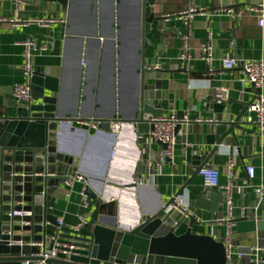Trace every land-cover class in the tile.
<instances>
[{
	"label": "crops",
	"instance_id": "crops-1",
	"mask_svg": "<svg viewBox=\"0 0 264 264\" xmlns=\"http://www.w3.org/2000/svg\"><path fill=\"white\" fill-rule=\"evenodd\" d=\"M158 3L160 16L182 12L191 5L207 8V14H198L190 22L178 17L163 18L164 40L157 38L156 45L147 51L145 57L147 67L152 68L158 59V64L165 70L160 79L164 114L178 116L180 112L190 119L181 128L173 162H161L157 174H137L143 185L129 188L126 184L132 181L138 154L130 126L120 125L118 130L112 129L113 134H118L114 143L111 134L91 135L67 127L60 138V146L77 158L78 173L87 180V187L102 190L111 197L115 204L111 208L112 214L124 225H134L138 217L144 218L166 206L192 179L195 169L184 155L183 139L207 156L205 165L220 170L222 185L229 180L227 164L233 160L237 218L232 224V242L234 255H240L243 248H257L258 222L254 216L264 213V201L259 203L262 196L258 192V188L264 187V131L248 121V111L243 122L245 129L252 131L237 129L239 142L229 134L213 151L214 145L208 142V135L213 133L216 122L236 119L243 109L241 101L252 98L248 90L251 84L241 82V62L264 58V27L259 26L257 16L248 9L264 4V0H160ZM229 8L243 13L236 17L227 12ZM46 15L62 18L65 20L63 24H70L67 40H57L55 44L43 40L33 59L35 67H41L47 74L58 78L60 110L64 114H80L83 120L109 119L116 112L123 120H130L141 90L139 70L144 40L141 0H72L66 12L59 3L47 0H29L21 5L15 0H0V17L27 19ZM51 27L34 23L10 27L0 23L1 117L15 115L13 87L26 81L22 72L24 42L29 38L37 42V36H47ZM184 36H189L187 61L180 60L184 53ZM207 42L214 52L212 70L202 58L201 47ZM44 44H47V50L41 48ZM226 56L236 57L239 64L233 69L223 68L222 59ZM185 64L187 69L184 71ZM146 82L155 83L151 79ZM220 88L228 89L230 97L223 110L216 111L213 106L219 102L216 93ZM82 96H85L84 101ZM196 118L215 121L199 123ZM137 143L144 152L142 163L151 168L150 162L156 158L154 153L162 150L161 144L150 134L140 137ZM247 165L255 167V176L250 183L256 186L248 199ZM83 189L84 183L76 181L73 186L63 184L54 192L51 198L53 210L62 225L75 228L80 214L90 216L92 209L83 206ZM205 189L208 188L198 174L176 202L192 212L199 192ZM247 200L253 212L247 217H239ZM225 212L224 202L219 203L216 210L200 212L198 219L201 223L196 224L194 230L224 241L227 224L217 219ZM164 215L170 224L184 217L183 212L171 208V205ZM186 227L184 224L177 233H183Z\"/></svg>",
	"mask_w": 264,
	"mask_h": 264
},
{
	"label": "water",
	"instance_id": "water-1",
	"mask_svg": "<svg viewBox=\"0 0 264 264\" xmlns=\"http://www.w3.org/2000/svg\"><path fill=\"white\" fill-rule=\"evenodd\" d=\"M47 1L59 3L64 12L72 3V0ZM159 1L141 0L144 39L139 70L141 90L130 120H123L116 112L109 119H93L96 127H92L84 123L91 119L83 120L80 114H64L59 104V80L41 67H35L31 81L34 102L19 103L14 98L15 115L0 118V264H35L38 261L44 264H264V213L254 216L258 222L257 248H243L239 251L240 255H234L232 259H228L223 241L194 230V226L201 223L198 219L200 212L216 210L217 205L224 202V194L218 189L199 192L194 211H185L184 217L175 224L168 222L164 215L167 207L176 203V198L186 191L207 161V156L184 139V155L195 169L192 179L166 206L144 218L138 217L136 224L121 223L112 214L111 208L115 204L111 197L102 190L94 191L90 187L87 194L92 210L83 227L76 229L60 225L54 214V202L51 200L54 192L65 184L68 177L78 172L77 158L60 146V138L67 127L91 135L111 134L114 143L118 134L112 133L111 125L120 123L130 126L138 154L132 181L126 184L129 188L143 185L137 174L154 175L161 162H173L166 156L167 144L158 141L162 150L154 153L156 158L151 160L150 168L142 163L144 152L137 143L140 137L154 129L153 118L164 114L160 79L165 70H154L145 62L147 51L156 45V39L164 40L163 17L157 12ZM69 27V23L51 27L47 36H37V44L40 45L43 40L52 44L57 40H67ZM156 63H159L158 59ZM186 69L185 64L183 70ZM150 79L155 83L148 84L146 81ZM248 90L252 98L241 101L243 109L236 119L214 124L213 133L208 135V142L214 145L213 151L224 143L229 134L239 142L237 129L252 131L245 129L243 119L264 89L251 84ZM84 99L85 96H82L81 100ZM214 105L216 111H221L225 103ZM181 116L179 112L178 117ZM181 128L180 124L177 132ZM254 190L256 186L250 183L247 199ZM245 206H251L249 200ZM184 224H187L186 230L178 234L177 230Z\"/></svg>",
	"mask_w": 264,
	"mask_h": 264
},
{
	"label": "built area",
	"instance_id": "built-area-1",
	"mask_svg": "<svg viewBox=\"0 0 264 264\" xmlns=\"http://www.w3.org/2000/svg\"><path fill=\"white\" fill-rule=\"evenodd\" d=\"M29 0H15L17 5H21L27 3ZM249 10L254 12V14L258 18V24L260 27H264V4L259 6L249 7ZM227 12L230 14H234L236 17L242 15L243 12L237 11L234 8L227 9ZM198 14H207V8L203 6H194L191 5L187 10H184L175 14H164L162 17L165 20H170L173 17H178L185 22H190L196 15ZM64 19L57 18L53 16H42L39 18H27L23 19L21 17L15 18H6L0 17V23L7 24L10 27H15L18 25H26V24H37L44 27H51L58 24H63ZM189 36L183 37V51L184 53L180 56V60L187 61L188 60V51H189ZM24 63L22 65V72L26 79L23 83L15 84L13 87V96L19 102H24L27 104H31L34 102L32 95V87L31 81L35 72V66L33 63L35 52L38 50V44L35 40L29 38L24 42ZM43 50H47V44L41 46ZM202 58L206 61L209 66V70H212L210 67L214 62V52L210 43H205L201 47ZM239 59L233 56H226L222 59V66L225 69H233L239 64ZM243 66V77L241 78V82L243 84L250 83L254 84L256 87L264 89V58L260 59H252V60H242ZM163 66L161 64H155L152 69L161 70ZM230 97L229 90L226 88H220L216 93V99L219 102L226 103ZM250 116L248 117V121L255 126H257L261 131H264V91L261 95H259L256 100L249 107ZM1 118V116H0ZM196 122L204 123V122H214L213 119H203L196 118ZM233 121V120H232ZM190 119L187 116H181L179 118L175 113L162 114L158 117L153 118L154 129L150 132V135L153 139L162 141L167 144L166 156L174 160L175 156V148L178 143V136L182 133L180 129L177 132V127L181 124H188ZM85 124L89 126L96 127L93 119L91 121H85ZM120 123H113L111 125L112 129L118 130L120 128ZM246 171L248 175V180L245 182L247 186H249L250 181L255 176V167L252 165L246 166ZM200 176L203 179L204 185L208 189H218L221 190L224 194V205L226 207L225 214H221L218 217L219 222H225L227 224V235L224 239V244L227 249L228 259H232L234 256V248L232 242V224L236 220L237 216H235V203H234V190L236 187V183L234 180V161L229 160L227 164V174H228V182L225 185L220 183L221 172L217 167L205 165L200 171ZM76 181H82L84 183V189L82 191V202L85 208H90L88 194H87V180L79 174L78 172L75 175H72L67 178L65 184L67 186H73ZM258 192L261 194V201L259 203L262 204L264 201V189L263 187L258 188ZM260 204L256 207L258 208ZM171 208L180 210L185 213L187 209H185L180 202H176L171 205ZM253 210L250 208L243 207L242 213L239 217L248 216ZM19 214V213H16ZM79 223L75 227L79 229L83 227L89 219L88 213H83L79 215ZM58 223L62 225L61 221L58 219ZM23 264H29L28 262H24ZM35 264H43V262L38 261Z\"/></svg>",
	"mask_w": 264,
	"mask_h": 264
},
{
	"label": "rangeland",
	"instance_id": "rangeland-1",
	"mask_svg": "<svg viewBox=\"0 0 264 264\" xmlns=\"http://www.w3.org/2000/svg\"><path fill=\"white\" fill-rule=\"evenodd\" d=\"M92 144H94L93 142H92ZM92 146V145H91Z\"/></svg>",
	"mask_w": 264,
	"mask_h": 264
}]
</instances>
